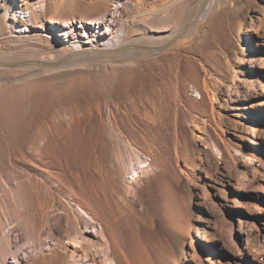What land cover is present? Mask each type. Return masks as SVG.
<instances>
[{"label": "rangeland", "instance_id": "obj_1", "mask_svg": "<svg viewBox=\"0 0 264 264\" xmlns=\"http://www.w3.org/2000/svg\"><path fill=\"white\" fill-rule=\"evenodd\" d=\"M203 2L109 0L110 8L123 14L125 36L144 45L175 37ZM28 14L19 12L14 21L5 20L0 12V61L11 64L0 66V196L7 218L21 222L12 239L21 232L20 245L32 253L30 244H25L28 231L42 230L40 255L47 254V242L54 243L68 232L73 243L80 242L77 233L84 225L75 211L68 213L64 187L81 188L96 172L104 176L115 157L128 168L129 160L144 165L137 153L141 158L152 153L154 168L142 183H129L125 167L120 183L130 197L137 194L141 205L152 210L167 183L187 201L193 239L162 229L145 232L150 240L163 244L172 264H264V115L257 112L264 105V0H215L199 23L180 36L192 40L191 50L201 53L215 79L218 104L230 99L229 108L223 109L226 132L220 136L213 122L196 119L193 108L180 101L182 110L197 120L187 126L184 115L179 118L183 132L189 133L181 137L191 166L188 174L174 165L171 110L177 69L172 57L144 51L88 55L69 59L61 70H46L31 62L58 59L56 43L44 39L45 29H58L46 19L36 27ZM76 24L83 29V23ZM181 59L179 76L185 78L190 61ZM195 82H187L189 94L201 99ZM111 104L148 111L161 107L164 116L145 129L132 123L124 108L118 118L113 117L108 111ZM98 107L106 110L103 119L91 115ZM225 143L243 153L252 148L253 161L233 150L221 156L218 149ZM39 160L59 170L60 183L40 171ZM96 233L92 227L84 235L95 239ZM2 235L0 226V251ZM63 241L69 251L76 247ZM11 261L16 264L14 258Z\"/></svg>", "mask_w": 264, "mask_h": 264}, {"label": "bare ground", "instance_id": "obj_2", "mask_svg": "<svg viewBox=\"0 0 264 264\" xmlns=\"http://www.w3.org/2000/svg\"><path fill=\"white\" fill-rule=\"evenodd\" d=\"M118 1L121 2V0ZM214 5L215 0H204L189 24L179 30L175 37L156 45H144L136 39L125 36V24L121 21L123 14L119 9H111L109 0H0V12H2V17L5 20L11 17L14 21L18 19L19 12L29 13L28 18L32 25L41 27L40 24H43L46 19L53 23L52 27L58 29V32L47 29L44 32L46 41L56 43L54 49L58 51V59L50 57L31 62L46 70H61V68L67 67L66 62L69 59L88 55L115 56L129 54L133 51L152 52L157 56L170 55L177 69V78L172 88L173 108L171 110L174 117L176 142L174 165L182 174H188L191 171V166L184 152L181 137H187L189 133L183 132L179 118L183 114L187 126L195 124L197 120L194 119L193 115L182 110L180 101H184L193 108L196 119L201 118L213 122L218 128L216 130L220 131L219 136L226 132L224 129V122H226L224 116L226 114L223 113V109L229 108L230 99L224 98V101L218 104L216 96L219 91L215 86V79L210 76L211 73L203 62L201 53L198 54L191 50L192 40L180 39V36L189 28L199 23L200 15L210 11ZM26 20L27 18H23L22 21L26 24ZM78 22L83 23V29H79L76 24ZM42 27L46 28V26ZM105 27L107 28L106 31ZM183 56L190 61L189 72L185 78L179 76V71L183 65L181 57ZM21 64H26V62ZM10 65L0 61V66ZM189 80L196 81V88L201 94V99L189 94L187 83ZM224 83L226 84V82ZM227 85L228 88L232 87V82ZM235 88L240 91L238 85H235ZM122 108H124L125 116L132 123L138 126L142 125L145 129L155 126L164 116L161 107L148 111L138 107L128 108L125 105L121 107L120 104H111L108 111L110 110L113 117L118 118ZM257 112L264 115V105L258 108ZM91 115L103 119L106 110L98 107ZM221 140L227 142L225 141L227 139ZM218 150L221 156L224 153L231 155L233 150L237 155L245 154V158L249 162L254 159L252 148H248L246 153H243L238 147L225 143ZM151 154L141 158L140 154L137 153V160H140L142 164L144 163L143 166H137L135 161L129 160L127 157L126 159L130 161L128 168L123 166L122 159L119 158V160L118 157H115L112 164L110 163L111 168L107 169L104 176L102 172H96V175L89 177L81 188L64 187L67 196L63 200L69 206L68 213L72 215L75 211L74 216L81 217L84 230L77 233L80 235V242L73 243V237L69 232L65 236L56 237L54 243L47 242L46 248L44 247L47 249L46 255H40V252H44L43 248L40 250L42 247L40 246L42 230L28 231V240L25 244H30L32 253H28L24 246L20 245V239L23 238L21 232L17 233L15 239H12V234L19 230L21 222H13L7 218L0 196V226L3 230L1 240L4 243V247L0 251V263L15 264L11 261V258H14L16 264H172L164 253L163 244L157 240H150L146 237L145 232L149 231L147 229L154 231L162 229L172 236L193 239L187 201L177 193L171 183H167L164 184V194L161 195L163 197L159 198L158 205L154 206L153 204L154 209L152 210L143 202L141 205L137 194L130 197L120 183L124 167L126 173L130 174L129 183L133 185L151 173L155 161L153 154ZM37 166L49 179L60 183L61 173L57 168L40 160ZM133 185L131 186L133 187ZM71 203L72 205H70ZM92 227L97 230L95 239L84 235ZM63 239H67L69 243L71 241V244L76 245V247L69 251Z\"/></svg>", "mask_w": 264, "mask_h": 264}]
</instances>
